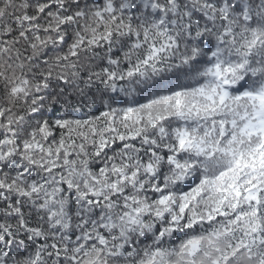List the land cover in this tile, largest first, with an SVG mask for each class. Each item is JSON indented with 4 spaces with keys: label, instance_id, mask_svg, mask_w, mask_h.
Wrapping results in <instances>:
<instances>
[{
    "label": "snow or ice",
    "instance_id": "obj_1",
    "mask_svg": "<svg viewBox=\"0 0 264 264\" xmlns=\"http://www.w3.org/2000/svg\"><path fill=\"white\" fill-rule=\"evenodd\" d=\"M0 264H264V0H0Z\"/></svg>",
    "mask_w": 264,
    "mask_h": 264
}]
</instances>
